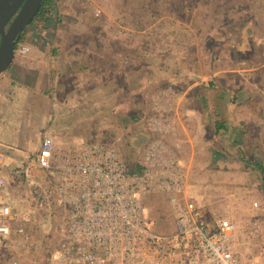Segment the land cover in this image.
Instances as JSON below:
<instances>
[{"label": "rangeland", "instance_id": "374dc122", "mask_svg": "<svg viewBox=\"0 0 264 264\" xmlns=\"http://www.w3.org/2000/svg\"><path fill=\"white\" fill-rule=\"evenodd\" d=\"M69 7L76 21L130 24L133 30L128 31L151 50L146 59L137 54L134 70L158 64L166 69L165 85L149 91L141 82L145 74L141 69L132 74L119 72L110 88L115 91L117 105H87L85 111L92 112L93 118L85 123V130L97 132L98 140L112 138L123 159L134 165L139 154L134 148L136 139L146 135L144 121L148 127L154 114L153 95L163 88L159 105L174 119L172 131L164 139L189 169L195 194L206 208L236 222L237 252L241 264H248L260 251L261 236L254 227L264 219L263 175L255 164L264 161V0H92ZM98 7L102 9L99 16L95 15ZM79 13L84 14L83 19ZM57 16V21H69L59 12ZM135 45L141 55L139 44ZM160 45H169L163 62L154 55ZM10 67L0 74L1 79H7L0 91V141L5 145L24 141L18 121L27 124L24 120L32 112L45 111L40 95L27 84L11 82L14 70ZM90 76L91 81L97 79L93 73L78 74L71 80L81 83ZM218 123L223 126L218 127ZM237 127L241 137L234 134ZM44 134L28 138L24 150L2 144L1 148L18 156L19 161L32 158ZM18 178L12 181L11 196L16 205L26 206L31 183ZM154 199L159 226L168 230L171 218L167 202ZM32 211L37 219L29 225L30 239L14 254L20 264H46L54 241L61 240L62 217L51 206Z\"/></svg>", "mask_w": 264, "mask_h": 264}, {"label": "built area", "instance_id": "2783aa9c", "mask_svg": "<svg viewBox=\"0 0 264 264\" xmlns=\"http://www.w3.org/2000/svg\"><path fill=\"white\" fill-rule=\"evenodd\" d=\"M101 13L96 8L95 15ZM46 15L57 22L56 0ZM160 91L165 92L162 88L153 95L154 114L148 120L153 137L137 170L114 141H80L62 148L54 134L45 133L34 157L13 168L15 175L26 172L32 178L26 206L16 205L7 192L8 177L0 172V264H20L14 251L30 239L29 225L37 219L32 210L48 206L62 217V237L54 241L46 264H241L236 222L206 208L189 169L164 139L174 119L160 107ZM11 158L0 149V167L10 165ZM155 197L167 202L168 230L160 228L153 211ZM254 205L260 208L259 202ZM263 222L254 227L261 236L260 251L248 264H264Z\"/></svg>", "mask_w": 264, "mask_h": 264}, {"label": "crops", "instance_id": "0c3cea01", "mask_svg": "<svg viewBox=\"0 0 264 264\" xmlns=\"http://www.w3.org/2000/svg\"><path fill=\"white\" fill-rule=\"evenodd\" d=\"M56 2L60 17L64 16L69 21L52 23L53 21L49 20L29 23L25 29L24 41L17 48L10 65V69L13 67L14 70V79L11 78V73L9 75L12 79L11 82L18 80L27 84L29 89L40 95L45 103V111L32 112L29 118L25 117L24 122L27 124L18 121L21 137H25L24 141L19 144L6 145L0 141V149H2V144L6 148L24 150L28 145V138L40 132L54 134L56 138L65 139V141L58 140L59 146L62 148L80 141L98 140V136L95 135L97 132L93 134L91 131L85 130V123L93 118L91 116L93 113H86L85 110L87 105H96L98 108H101L103 104L117 105V99L110 88L111 82L119 75V72L132 74L134 71L140 72L141 69L143 72L140 73H145L141 82L144 83L147 91L165 85L166 69L162 64H158V66L147 65V67L138 66L134 70V62L137 61L138 57L146 59L149 54L148 51L151 50L142 41L136 40L132 35L134 33L128 31L129 29L133 30L129 26L130 24H123V21H76L69 4L75 5L79 2L75 0H56ZM59 2H61L60 5ZM79 15L81 16L80 19L84 18L83 13H79ZM121 27L125 29L123 32H113V30L118 31ZM148 37L146 38L148 39ZM142 40L145 39L142 38ZM136 43L139 44L141 55L135 49L138 47L135 45ZM22 45H28L29 51L22 52L20 50ZM168 46L160 45L159 50L154 52V55L161 62L168 56L165 53ZM93 73L97 74V79L94 81H91V76L81 83L71 80L78 74L89 76ZM6 80L1 79L0 75V91L2 83ZM62 90L73 92L67 94L63 93ZM95 99L97 101H94ZM1 101L0 97V106ZM150 105L149 100L146 104V111ZM114 111L113 113H115ZM113 113L108 115L110 119L114 115ZM144 127L146 135L143 134L142 137L136 139L137 145L134 146L139 152L137 163L134 165L129 163L134 170L138 169V161L144 155L146 146L153 136L146 121H144ZM94 129L96 130L95 127ZM180 138L182 139L183 136ZM177 146L179 145L177 144ZM11 156L10 165L0 167V172L5 173L8 177L7 192L10 196L12 194V181H15V177H21L18 179L25 178L32 184L30 174L25 172L24 175L17 176L13 173V168L19 159L18 156ZM29 195L30 188L28 197ZM11 198L13 197L11 196Z\"/></svg>", "mask_w": 264, "mask_h": 264}, {"label": "water", "instance_id": "95a60500", "mask_svg": "<svg viewBox=\"0 0 264 264\" xmlns=\"http://www.w3.org/2000/svg\"><path fill=\"white\" fill-rule=\"evenodd\" d=\"M42 0H0V73L11 65L17 35L35 18Z\"/></svg>", "mask_w": 264, "mask_h": 264}, {"label": "trees", "instance_id": "16d2710c", "mask_svg": "<svg viewBox=\"0 0 264 264\" xmlns=\"http://www.w3.org/2000/svg\"><path fill=\"white\" fill-rule=\"evenodd\" d=\"M51 2H52V0H42L41 6L39 8V11L36 14L35 18L31 22H33L36 18L40 19L41 21H49V20H51L50 17H48L46 15L47 12H48V8H49ZM25 29H26V27L16 37V40H15L16 49L24 41ZM221 126H223V123H218V127H221ZM233 131H234L235 135L241 137L242 132H241V128L240 127L234 128ZM107 140L110 141V140H112V138H108ZM255 164H256V168H258V170L261 171V173L263 175V190H264V161L257 160L255 162ZM54 246H56V244Z\"/></svg>", "mask_w": 264, "mask_h": 264}]
</instances>
